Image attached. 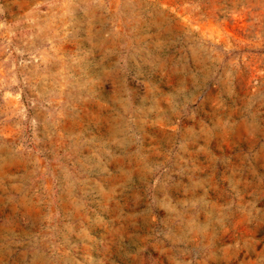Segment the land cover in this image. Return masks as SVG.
<instances>
[{
  "label": "rangeland",
  "instance_id": "374dc122",
  "mask_svg": "<svg viewBox=\"0 0 264 264\" xmlns=\"http://www.w3.org/2000/svg\"><path fill=\"white\" fill-rule=\"evenodd\" d=\"M0 264H264V0H0Z\"/></svg>",
  "mask_w": 264,
  "mask_h": 264
}]
</instances>
